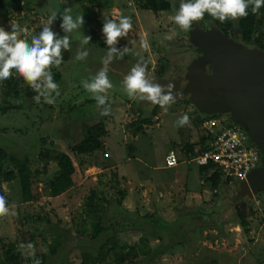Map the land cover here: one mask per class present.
Returning a JSON list of instances; mask_svg holds the SVG:
<instances>
[{"label":"rangeland","instance_id":"rangeland-1","mask_svg":"<svg viewBox=\"0 0 264 264\" xmlns=\"http://www.w3.org/2000/svg\"><path fill=\"white\" fill-rule=\"evenodd\" d=\"M18 1L20 10L13 9L12 0L6 1L7 13L0 15V26L5 31H11V24H19L26 29L19 38L31 43V37L38 35L49 16L56 12L50 27L58 38L62 37L65 33L60 28V14L70 8L74 18L83 16L82 35L91 37L93 33L97 41L91 38L89 44H82L79 31L69 34L70 50L61 49L62 63L58 67L50 66V71L60 75L54 81L59 85V95L53 93L52 104L45 103L43 97L36 103L33 97L38 93L14 68L9 79L0 81V106L24 105L21 109L0 112V147L17 156L26 153L32 193L31 200H23L18 177L0 183V195L5 196L10 209L8 215L0 216V257L2 243L18 248L19 244L30 242L35 252L48 254L46 263H54L65 253L61 264H79L81 249L75 234L77 229L80 231L82 219L90 230L84 202L94 189L106 199L108 220L116 215L113 214L115 204L122 194H125L121 199L123 209L139 211L141 215L152 214L146 215L142 223L148 229L144 231L148 236L147 247L156 250L162 246L164 251L157 252L153 259L144 256V261L133 264H264V189L252 192L238 180L213 189L206 178L214 169L200 173L193 152L186 150V145L196 150L200 137L205 135L200 122L209 113L199 110L193 101L191 77L195 75L193 68L199 65V57L203 56L198 50L204 44L203 39L215 32L212 24L202 20L191 31H179L171 19L173 10L179 8V0H171V11L157 13L140 8L137 0ZM121 14L131 17L132 29L126 37L118 38L115 47L122 50L127 46L129 51L122 59L116 56L109 65L108 77L113 84L106 93L110 114L101 115L104 106H97L94 94L83 88V81L101 69L102 58L108 52L100 45L105 42L103 17L116 19ZM263 31L264 22L253 37ZM142 38L149 44L147 49L140 46ZM231 39L246 48L241 49L244 56L264 65V50L253 40L243 43L237 33ZM78 50L87 51L88 56L75 59ZM137 61L145 63L154 82L173 85L175 102L159 107L154 116L151 115L154 104L140 100L138 95L130 98L122 84ZM202 67L206 73L210 72V64L203 63ZM17 77L21 79L17 86L20 98L13 97L11 92L5 96L7 83ZM28 92H34L30 99L24 96ZM148 115L149 124L137 123ZM184 115L189 117L188 123L179 126L177 121ZM100 121L107 129L102 147L87 155L71 151L70 145L84 137L86 128ZM45 147L51 154L48 159L38 156ZM170 150L178 155L179 162L166 168L164 157ZM61 152L69 155L75 170L71 185L53 196L47 183L59 172L56 156ZM241 203L255 211L247 218L246 229L237 224L234 216L235 205ZM13 211L16 215L11 214ZM133 229L118 232L117 239L129 244L136 242L142 232ZM58 234L61 240L67 237L66 245L57 254L49 255ZM18 250L24 263L28 256L24 250ZM106 263L114 264L112 257L108 256Z\"/></svg>","mask_w":264,"mask_h":264},{"label":"trees","instance_id":"trees-1","mask_svg":"<svg viewBox=\"0 0 264 264\" xmlns=\"http://www.w3.org/2000/svg\"><path fill=\"white\" fill-rule=\"evenodd\" d=\"M6 1L7 0H0V9L3 10L0 12L1 16L7 13L5 9L7 6ZM137 2L139 3L140 8L151 10L153 13L172 10L171 0H137ZM12 7L15 10H20L21 6L19 5V1L12 0ZM82 9L85 11V6L82 5ZM247 11L248 15L246 17L236 20L229 19L223 23L217 19H213L208 13H205L203 21L211 23L224 35L230 36V38H232L233 35L237 33L244 43H249L253 40L260 49L264 50V31L259 32L257 36L253 37L256 30L259 29L260 24L264 22V7H261L256 14L251 12V7H249ZM91 38L93 41H97V36H95L93 33L91 34ZM100 45L108 51V46L105 44V42L100 43ZM51 73L53 74L54 81H57L60 78V75L57 71L51 70ZM20 80V77L11 79L7 83L8 91H4V95L7 96L10 94L9 92H11L13 97L20 98V91L17 88L18 84L21 82ZM24 96H27L30 99L32 96H34V92H28L27 94H24ZM22 107L24 108L23 104L12 107L10 103H6L5 106H0V112L6 113L9 111V109H21ZM159 107L161 106L158 104L153 105L151 109V115H156V110ZM212 116H224L227 118L228 122L231 121L228 115L219 113H209L205 116V118ZM150 122V115L140 119V121L137 120L138 124H149ZM106 134L107 129L103 121L89 125L85 130L84 137L75 142L73 145H70V150L78 155L91 154L102 147V139L104 136H106ZM198 143L199 146L197 149L199 151L205 148L204 137H200ZM186 150H189L192 153L195 151V147L186 145ZM38 154L40 158L45 159H48V157L51 156L46 147L41 149ZM26 156V153L21 154V156H17L15 153L9 151L5 147H0V183L9 182L18 177L22 198L24 201H29L32 198V193L30 188V171L27 165L28 157ZM56 160L59 172L53 175L47 183L49 192L53 196L65 191L71 185V174L75 170L73 162L68 154L61 152L56 156ZM212 169L213 165L211 163L201 164L198 167V171L202 174L207 171H211ZM206 179L210 180L211 187L213 189L219 188L221 185L230 184V181L228 179L223 180L221 174L216 170H213ZM124 195L122 194L120 199H117V204H115L116 208L113 212V214L116 215L109 220L107 217H105L106 208L104 206V202H106V199L103 200L98 195L97 190L95 191L94 189H91L89 194L86 196L84 206L90 223V230H87L85 227L86 220L82 219L80 222V231L77 229L75 234L78 248L81 249V262L79 264H109L106 263L108 256L112 257L114 264H133L135 262L144 261V256H148V259H153L152 256H156L157 252L164 251L161 249L162 246H158L156 250H152L147 247L146 239L148 236L146 237L144 235V231H148V229L147 227L143 226L142 223L144 222L143 218H145L146 215L152 216V214L141 215L139 211L123 209L121 207V199H123L122 197H124ZM234 208V216L235 219H237V224L241 228L246 229L249 225L247 218L252 216L255 211L250 207H245L244 203L236 204ZM46 221L49 222V219ZM131 228H134V231L138 230L142 232L136 242L129 244L126 241H119L117 239L116 235H118V232L129 231L128 229L131 230ZM88 232L89 234L87 235ZM65 241H67V237H64V239L61 240L60 234H58L57 238H55L54 245L49 251V255L57 254L58 249L66 243ZM170 244H172V242H170ZM1 251L0 264H32V258L30 257H28L23 263L24 260L21 257L20 251L14 244L2 243ZM65 251L67 252V250ZM140 254L142 255L139 256ZM63 255H65V253ZM62 256H59L54 263H46L48 254L44 252H35V257L41 260L42 264H61ZM64 257L65 256H63V258Z\"/></svg>","mask_w":264,"mask_h":264},{"label":"clouds","instance_id":"clouds-1","mask_svg":"<svg viewBox=\"0 0 264 264\" xmlns=\"http://www.w3.org/2000/svg\"><path fill=\"white\" fill-rule=\"evenodd\" d=\"M249 7H251V12L256 14L261 7H264V0H179V8L173 10L174 15L171 19L179 31L188 32L192 30L195 23L203 20L205 13L223 23L229 19L236 20L246 17ZM70 13L71 9L66 8L60 14L62 20L60 28L65 35L59 38L50 27L57 17L56 12L49 16L39 34L31 37V43L19 38L20 33L26 31L19 24H11V31H5L4 27L0 26V81L9 79L12 76L11 70L14 68L33 91L38 93L33 97L36 103H40L41 97L45 103H54L53 93L56 96L59 95V85L54 82L50 66L58 67L62 63L61 49L70 50L71 46L69 34L73 31L80 32L84 23L82 15L74 18ZM131 29L130 16L121 14L116 19L103 17L102 34L108 46V52L102 58L101 69L90 79L83 81V88L94 94L97 106H104L101 115L110 114L106 95L107 90L113 87L108 77L109 65L116 56L122 59L129 51L127 46L119 50L115 45L118 43V38L126 37ZM82 37L81 43L89 44L91 37L83 35ZM140 46L147 49L149 44L146 39L142 38ZM87 56V51L78 50L75 59L83 60ZM122 84L130 98L138 95L140 100L150 101L161 107L175 102L173 85H161L154 82L142 61H137L131 67L124 76ZM188 120L189 117L184 115L178 119L177 124L183 126L188 123ZM9 212L5 196L0 195V216L8 215ZM11 214L16 215L14 211ZM18 249L24 250L25 254L32 258V264H42L41 260L35 257V247L32 243H21Z\"/></svg>","mask_w":264,"mask_h":264},{"label":"water","instance_id":"water-1","mask_svg":"<svg viewBox=\"0 0 264 264\" xmlns=\"http://www.w3.org/2000/svg\"><path fill=\"white\" fill-rule=\"evenodd\" d=\"M212 28L215 32L203 39L199 49L203 56L193 68V101L206 113L229 114L230 120L244 128L259 148L261 164L243 182L250 191L257 192L264 189V65L244 56L241 49L246 48L241 43L235 44L218 28ZM203 63L210 64L209 73Z\"/></svg>","mask_w":264,"mask_h":264},{"label":"built area","instance_id":"built-area-1","mask_svg":"<svg viewBox=\"0 0 264 264\" xmlns=\"http://www.w3.org/2000/svg\"><path fill=\"white\" fill-rule=\"evenodd\" d=\"M205 131L204 149L193 152V159L201 164L211 163L223 179L242 183L250 171L261 164L259 148L250 141L247 131L224 116L205 118L200 122ZM107 155V153H105ZM167 167L179 162L178 155L170 150L164 157Z\"/></svg>","mask_w":264,"mask_h":264},{"label":"crops","instance_id":"crops-1","mask_svg":"<svg viewBox=\"0 0 264 264\" xmlns=\"http://www.w3.org/2000/svg\"><path fill=\"white\" fill-rule=\"evenodd\" d=\"M101 7H103L102 9H105L106 8V6H104V5H100ZM101 9V10H102ZM162 12H165V11H162ZM166 168H172V167H166ZM236 242V241H235Z\"/></svg>","mask_w":264,"mask_h":264},{"label":"flooded vegetation","instance_id":"flooded-vegetation-1","mask_svg":"<svg viewBox=\"0 0 264 264\" xmlns=\"http://www.w3.org/2000/svg\"><path fill=\"white\" fill-rule=\"evenodd\" d=\"M242 41V40H241ZM244 43V42H243ZM250 43V42H249ZM249 43H246V44H249Z\"/></svg>","mask_w":264,"mask_h":264}]
</instances>
